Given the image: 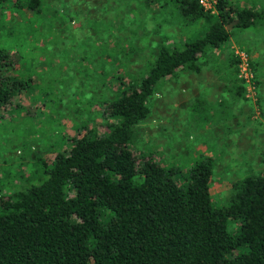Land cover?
<instances>
[{
	"label": "trees",
	"instance_id": "obj_1",
	"mask_svg": "<svg viewBox=\"0 0 264 264\" xmlns=\"http://www.w3.org/2000/svg\"><path fill=\"white\" fill-rule=\"evenodd\" d=\"M49 1L0 0V9L31 11L34 20L49 13L45 18L55 28V22L69 23L82 16L77 5L82 0H68L77 5L73 11L67 0H60V15ZM154 1L171 3L179 18L201 21L202 29L180 43L157 40L139 75L127 70L113 48L105 49L111 51L106 58L112 69L100 77L103 58L90 72L103 85L113 79L117 87L97 99L100 126L87 124L95 120L84 121L83 131L70 135L69 144L51 159H39L24 183L8 192L0 187V264H264V172L244 176L234 184L229 201L216 205L210 190L213 157H202L181 172L177 165L161 163L153 152L132 146L137 123L149 114L159 82L183 71L199 72L201 58L229 38V24L263 29L264 4L217 0L216 13L204 10L198 0H145L144 7ZM90 22L93 34L78 39L85 53L79 58L88 67L104 52L95 30L104 22ZM113 27L128 29L122 21ZM22 30L13 25L5 36L14 41L12 34ZM107 32L103 31L113 33ZM133 47L132 42L123 48V56H130ZM21 57L20 51L0 47V105L9 109L24 107L27 92L35 87L32 71L21 68ZM234 59L227 77L232 91L235 86L243 92ZM204 108L202 98L194 99L192 119ZM229 219L236 220L235 231L228 230Z\"/></svg>",
	"mask_w": 264,
	"mask_h": 264
},
{
	"label": "rangeland",
	"instance_id": "obj_2",
	"mask_svg": "<svg viewBox=\"0 0 264 264\" xmlns=\"http://www.w3.org/2000/svg\"><path fill=\"white\" fill-rule=\"evenodd\" d=\"M51 1L60 15V0ZM232 1L254 7L264 4V0ZM144 2L76 0L82 16L69 23L55 22L56 28L45 18L49 13L34 20L31 11L23 14L10 7L0 9V47L22 52L21 68L31 70L35 82V87H30L31 94L27 92L24 107L9 109L0 105L1 189L8 192L24 183L29 173L38 168L39 159H51L69 144L70 135L83 131L84 121L95 120L87 124L100 126L97 99L117 87L113 79L103 85L90 72L101 65L99 60L103 58L106 64L101 65L104 71L100 77L112 69L111 60L106 58L111 51L105 49L113 48L112 53L124 61L127 70L139 75L152 57V46L157 40L180 43L202 29L201 21L179 18L171 3L154 1L144 7ZM77 5L67 0L69 10H76ZM90 19L104 22L95 29L104 43V52H97L92 67L79 58L85 53L78 40L88 38L87 32H92L89 27L94 32ZM118 21L126 22L128 29L114 28ZM16 24L23 30L12 34L14 42L5 35ZM228 28H232L229 38L201 58L204 62L199 72L183 71L159 82L149 101V114L137 123L132 144L139 152H153L163 164L177 165L181 172H187L202 157H213L210 190L216 205L229 201L234 184L244 176L264 172V28H239L232 24ZM109 29L113 33H103ZM116 33L121 37L116 38ZM132 42L134 49L126 58L122 50ZM241 52L247 53L246 70ZM89 53L93 56L91 50ZM234 58L238 59L237 74L244 85L243 92L235 86L232 91L227 77L233 70ZM250 59L253 64H249ZM196 98L204 100L205 108L196 111L192 119L190 103ZM227 227L235 231L236 220L229 219Z\"/></svg>",
	"mask_w": 264,
	"mask_h": 264
},
{
	"label": "built area",
	"instance_id": "obj_3",
	"mask_svg": "<svg viewBox=\"0 0 264 264\" xmlns=\"http://www.w3.org/2000/svg\"><path fill=\"white\" fill-rule=\"evenodd\" d=\"M199 4L204 8V10L209 11L211 13H216V2L217 0H198ZM241 60L243 62V69L247 68V54L245 52H241Z\"/></svg>",
	"mask_w": 264,
	"mask_h": 264
},
{
	"label": "crops",
	"instance_id": "obj_4",
	"mask_svg": "<svg viewBox=\"0 0 264 264\" xmlns=\"http://www.w3.org/2000/svg\"><path fill=\"white\" fill-rule=\"evenodd\" d=\"M235 2V1H234ZM240 4V3H239Z\"/></svg>",
	"mask_w": 264,
	"mask_h": 264
}]
</instances>
